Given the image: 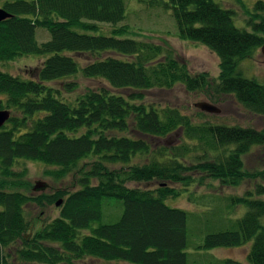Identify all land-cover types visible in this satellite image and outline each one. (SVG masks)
I'll return each instance as SVG.
<instances>
[{
  "label": "trees",
  "instance_id": "trees-1",
  "mask_svg": "<svg viewBox=\"0 0 264 264\" xmlns=\"http://www.w3.org/2000/svg\"><path fill=\"white\" fill-rule=\"evenodd\" d=\"M152 2L171 9L178 38L200 43L217 56L215 79L205 72L191 74L159 44L120 37L128 32V25H117L126 16L124 0H0V8L9 14L0 21V61L45 57L28 78L0 70V109L13 113L0 127V264H11L10 252L4 250L15 244V257L25 263L71 264L91 257L187 264L188 212L165 200L179 197L205 177L225 186L249 179L254 187L227 199L225 214L237 205L245 208L232 227L207 232L195 249L250 241L247 262L264 264V200L255 197L264 194V167L248 169L243 161L252 147L264 146V126L195 123L176 107L141 102V90L181 84L215 101L232 95L248 112L264 116V80L237 73L239 62L252 58L264 42V2H255L252 12L246 9L252 31L236 27L233 11L215 0ZM102 24L110 26L109 34L102 33ZM37 27L48 31L47 40H36ZM84 54L92 59L79 67L76 55ZM78 70L85 78L135 92L124 96L100 88L73 103L61 101L55 96L59 90L46 83ZM62 86L72 91L75 83ZM178 130V144L152 142ZM125 132L132 136L120 135ZM20 160L49 166L43 173L55 180L71 174L77 188L30 194L26 168L14 170ZM151 181L157 185H129ZM176 183L178 187L172 186ZM106 197L122 204L112 222H101ZM58 199L57 216L28 235L24 207L52 205ZM216 208L206 214H223V207ZM213 262L245 264L231 258Z\"/></svg>",
  "mask_w": 264,
  "mask_h": 264
},
{
  "label": "rangeland",
  "instance_id": "rangeland-1",
  "mask_svg": "<svg viewBox=\"0 0 264 264\" xmlns=\"http://www.w3.org/2000/svg\"><path fill=\"white\" fill-rule=\"evenodd\" d=\"M153 0H124L125 19L117 25H128V32L120 37H129L138 41H147L159 44L164 48V54L169 53L172 57L181 63H184L191 74L205 72L210 79H215L218 75V58L207 47L200 43L182 40L177 37L176 22L172 16L171 9L163 5L152 2ZM162 1V0H161ZM166 1V0H163ZM224 8L233 11L232 22L236 27L252 31L247 18V11H253L254 3L259 0H215ZM264 2V0H260ZM264 15V12L262 13ZM103 34H109L107 30L109 25L102 24ZM35 37L38 42L47 40L49 33L45 28L37 27ZM73 55V53H70ZM44 56L25 55L17 57L11 61H0V70L11 75L21 78L34 76L35 68L44 60ZM79 67L92 59L89 54L76 55ZM130 58V57H125ZM163 58V56H162ZM237 73L245 78H253L258 81L264 80V57L258 49L252 58L241 60L237 67ZM73 81L75 88L72 91L63 89V83ZM59 90L55 96L64 102L73 103L77 96H80L88 90H98L106 88L113 92H118L127 96L135 92L133 89H114L102 79H88L81 75L80 70L74 75L50 81L46 83ZM143 99L141 102L147 105L162 107L165 105L178 108L182 113L191 116L195 123L209 122L211 124H222L226 126L239 125L250 126L260 129L264 126V116L254 115L244 109L232 95H223L215 101L206 96L204 92L187 91L183 85L176 84L170 89H149L141 90ZM206 101L215 105L219 112L199 114L195 103ZM13 114L11 111L9 112ZM120 135L132 136L130 132L121 133ZM181 141L180 130L171 134L167 138L152 140L155 144H178ZM244 166L248 169H261L264 167V146H254L243 156ZM26 168V179L32 186L30 194L40 192L51 193L57 189L67 188L73 190L77 188L72 182V175L68 174L60 180L52 179L46 176L43 171L50 168L44 166L39 161L20 160L14 165V170ZM195 178L199 175L194 174ZM130 186L136 185L143 188H152L157 185L155 181L148 183H129ZM178 187L179 184H172ZM253 180H244L237 186L221 185L217 180L203 178L202 183H192L187 191H184L177 198H168L166 204L179 207L188 212L187 231L188 245L185 249L187 252V264H215L213 259L231 258L245 264L246 254L249 251L251 242H247L238 247H215L206 251H198L195 246L202 241L204 234L207 232L217 231L219 229L231 228L232 221L241 217L245 208L242 205L234 206L225 214V205L229 197L243 195L247 189H253ZM188 192H192V198H187ZM264 200V194L255 196ZM223 207V214H206L210 210ZM122 210L121 201L115 198L106 197L103 199V216L101 222H112L118 218ZM58 206L55 204L41 206L34 203L27 204L24 207L26 219L29 221L28 235H32L42 225L56 217ZM230 220V221H229ZM264 223V215L261 218ZM17 244L12 245L4 250L10 252L9 261L11 264H39L25 263L15 257V248ZM71 264H131L120 260H102L97 258L86 257L80 260H74Z\"/></svg>",
  "mask_w": 264,
  "mask_h": 264
},
{
  "label": "water",
  "instance_id": "water-1",
  "mask_svg": "<svg viewBox=\"0 0 264 264\" xmlns=\"http://www.w3.org/2000/svg\"><path fill=\"white\" fill-rule=\"evenodd\" d=\"M9 17V14L4 11L2 8H0V21ZM260 50V53L263 55L264 57V42L262 43V45L260 46L259 48ZM195 106L197 107L198 110L200 111H204V112H207V113H216V112H219V109L209 103V102H206V101H198L195 103ZM9 110L7 109H0V127L5 123V121L8 119L9 117ZM61 203V199H58L56 202H55V205L58 206L59 204Z\"/></svg>",
  "mask_w": 264,
  "mask_h": 264
}]
</instances>
